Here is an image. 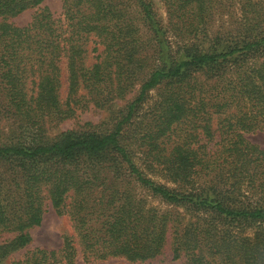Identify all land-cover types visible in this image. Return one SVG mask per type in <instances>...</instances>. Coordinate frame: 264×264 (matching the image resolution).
I'll use <instances>...</instances> for the list:
<instances>
[{"label":"trees","instance_id":"16d2710c","mask_svg":"<svg viewBox=\"0 0 264 264\" xmlns=\"http://www.w3.org/2000/svg\"><path fill=\"white\" fill-rule=\"evenodd\" d=\"M42 1L0 0V263L49 208L72 235L10 264L143 263L166 249L181 264H264V150L244 139L264 131V0H157L163 19L151 0H60L55 19ZM233 2L236 21L213 27ZM31 9L25 26L7 21ZM79 92L98 107L132 96L108 131L49 138Z\"/></svg>","mask_w":264,"mask_h":264},{"label":"rangeland","instance_id":"374dc122","mask_svg":"<svg viewBox=\"0 0 264 264\" xmlns=\"http://www.w3.org/2000/svg\"><path fill=\"white\" fill-rule=\"evenodd\" d=\"M153 4V10L158 17L161 19L164 18L163 7L157 0H151ZM46 8L51 14L52 18H58L60 15V0H43L42 3L38 6V8ZM226 9H222L224 12V16L221 21H217L213 23V27L221 26V29L227 30L231 27L229 25L230 15L231 22L236 21L238 11V3L233 2L232 4H227ZM131 8V7H130ZM35 9L26 10L17 15L16 17L10 18L7 21L15 26L22 27L29 23L31 16ZM95 54H93L94 56ZM58 96L61 102L66 99V81H65V73L62 70L60 73V87ZM79 94L83 95L82 99H79L78 103L73 105L74 115L72 118L59 122L58 124L52 125L48 131L47 135L49 138L56 136L58 133L62 131L72 130L80 127L83 124H90L95 127L96 130L100 132H106L111 129V126L114 124L116 117L118 116L119 111L123 108L125 103L131 98V94L127 95L123 100H112L102 107L94 106L91 102L88 101V98L84 95L83 92H79ZM155 92L151 91L147 95V99L140 106L137 117L131 123H138L144 120L145 113L149 111L152 106L153 101L156 99ZM143 116V118H142ZM142 118V120H141ZM141 120V121H140ZM140 126L138 128L137 125H131L125 130L126 136L130 137L133 133V130L139 132ZM7 128H2V131H6ZM244 139L257 146L258 148L264 150V131L260 132H252L244 134ZM152 180L158 182L160 184H166L163 178H161L160 174L156 171L152 172V170L144 171ZM149 205L153 207H161L157 201L149 200ZM28 234L30 236L29 244L10 254L6 259L2 261L0 264H10L12 261L18 260L21 256L27 252L31 251L34 248L46 249V250H54L58 249L61 245V238L65 235H72V229L70 222L66 215H56L52 212L51 209H47L43 215L39 226L29 229ZM7 237L4 235L0 237V242L5 240ZM182 260L170 261V255L168 250L164 251V257L161 260L155 261H147L143 263H128L123 259H106L104 261H89L83 262L79 257L75 258L74 264H181Z\"/></svg>","mask_w":264,"mask_h":264}]
</instances>
